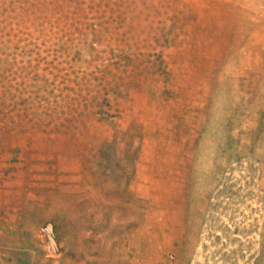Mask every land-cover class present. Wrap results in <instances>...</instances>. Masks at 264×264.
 <instances>
[{
  "label": "rangeland",
  "instance_id": "1",
  "mask_svg": "<svg viewBox=\"0 0 264 264\" xmlns=\"http://www.w3.org/2000/svg\"><path fill=\"white\" fill-rule=\"evenodd\" d=\"M0 264H264V0H0Z\"/></svg>",
  "mask_w": 264,
  "mask_h": 264
}]
</instances>
